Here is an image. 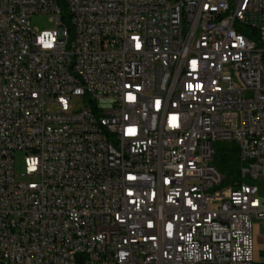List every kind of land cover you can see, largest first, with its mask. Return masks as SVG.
<instances>
[{
	"label": "built area",
	"instance_id": "built-area-1",
	"mask_svg": "<svg viewBox=\"0 0 264 264\" xmlns=\"http://www.w3.org/2000/svg\"><path fill=\"white\" fill-rule=\"evenodd\" d=\"M60 1L70 31L56 0H0V259L254 257L264 0ZM35 14L56 28L33 30ZM217 143L236 146L240 181L222 186Z\"/></svg>",
	"mask_w": 264,
	"mask_h": 264
},
{
	"label": "rangeland",
	"instance_id": "rangeland-1",
	"mask_svg": "<svg viewBox=\"0 0 264 264\" xmlns=\"http://www.w3.org/2000/svg\"><path fill=\"white\" fill-rule=\"evenodd\" d=\"M30 27L37 31V32H42V31H51L54 30L56 28L55 23L53 22V20L51 19L50 15H45V14H35L32 15L30 18ZM82 104V98L81 97H76L73 100V107H80V105ZM55 107L52 105H48L47 106V110L51 111L54 110ZM217 144H215V148H216ZM24 157L25 154L22 151H17L15 152L14 155V172L16 174V176L19 177L20 180H23L24 178L21 177V175L24 172ZM256 184L259 188V195L262 199H264V177L263 178H259L256 181ZM260 224V228L259 231L262 235H264V221H254V226ZM264 246V245H263ZM261 252H258V254L256 255V257L258 258L259 263L264 264V247L260 248ZM256 261V259L254 260V262Z\"/></svg>",
	"mask_w": 264,
	"mask_h": 264
},
{
	"label": "trees",
	"instance_id": "trees-1",
	"mask_svg": "<svg viewBox=\"0 0 264 264\" xmlns=\"http://www.w3.org/2000/svg\"><path fill=\"white\" fill-rule=\"evenodd\" d=\"M61 5L62 24L70 31V14L64 2L56 0ZM247 35V34H246ZM217 170L225 177L222 186L240 181L238 151L232 143H217L213 160Z\"/></svg>",
	"mask_w": 264,
	"mask_h": 264
},
{
	"label": "crops",
	"instance_id": "crops-1",
	"mask_svg": "<svg viewBox=\"0 0 264 264\" xmlns=\"http://www.w3.org/2000/svg\"><path fill=\"white\" fill-rule=\"evenodd\" d=\"M258 224V223H257ZM260 228V224L255 225L254 226V240H255V256H254V260L256 259V261L254 262V264H261L258 261V256L256 257V255L258 254V252L260 251V248L264 247V235H262L259 231Z\"/></svg>",
	"mask_w": 264,
	"mask_h": 264
},
{
	"label": "bare ground",
	"instance_id": "bare-ground-1",
	"mask_svg": "<svg viewBox=\"0 0 264 264\" xmlns=\"http://www.w3.org/2000/svg\"><path fill=\"white\" fill-rule=\"evenodd\" d=\"M0 264H6V259H0ZM238 264H254V257H244Z\"/></svg>",
	"mask_w": 264,
	"mask_h": 264
},
{
	"label": "snow or ice",
	"instance_id": "snow-or-ice-1",
	"mask_svg": "<svg viewBox=\"0 0 264 264\" xmlns=\"http://www.w3.org/2000/svg\"><path fill=\"white\" fill-rule=\"evenodd\" d=\"M45 47H51V44H45ZM137 47H139V44H137ZM191 87L192 86L189 85V88H191ZM129 99H134V97L129 96ZM157 106H159V101H157ZM176 119L177 118L175 116L172 117L173 126H175ZM128 132H129L130 135H134L135 134V129H129Z\"/></svg>",
	"mask_w": 264,
	"mask_h": 264
}]
</instances>
